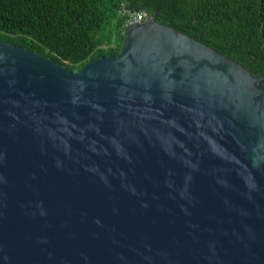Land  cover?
<instances>
[{
	"label": "water",
	"instance_id": "obj_1",
	"mask_svg": "<svg viewBox=\"0 0 264 264\" xmlns=\"http://www.w3.org/2000/svg\"><path fill=\"white\" fill-rule=\"evenodd\" d=\"M0 264H264V76L152 15L77 73L0 43Z\"/></svg>",
	"mask_w": 264,
	"mask_h": 264
},
{
	"label": "trees",
	"instance_id": "obj_2",
	"mask_svg": "<svg viewBox=\"0 0 264 264\" xmlns=\"http://www.w3.org/2000/svg\"><path fill=\"white\" fill-rule=\"evenodd\" d=\"M119 0H0V43L49 58L73 73L118 54ZM134 10L264 76V0H132Z\"/></svg>",
	"mask_w": 264,
	"mask_h": 264
},
{
	"label": "built area",
	"instance_id": "obj_3",
	"mask_svg": "<svg viewBox=\"0 0 264 264\" xmlns=\"http://www.w3.org/2000/svg\"><path fill=\"white\" fill-rule=\"evenodd\" d=\"M131 2L132 0H119L118 3L116 16L121 21L123 34L128 28L142 24L148 17L145 11L132 9Z\"/></svg>",
	"mask_w": 264,
	"mask_h": 264
}]
</instances>
